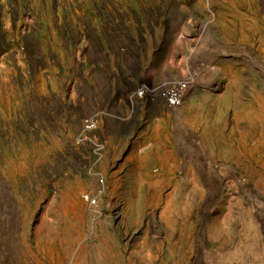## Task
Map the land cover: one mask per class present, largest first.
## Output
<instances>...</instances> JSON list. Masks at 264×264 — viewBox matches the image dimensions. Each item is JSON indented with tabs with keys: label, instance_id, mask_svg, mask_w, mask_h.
Segmentation results:
<instances>
[{
	"label": "rangeland",
	"instance_id": "1",
	"mask_svg": "<svg viewBox=\"0 0 264 264\" xmlns=\"http://www.w3.org/2000/svg\"><path fill=\"white\" fill-rule=\"evenodd\" d=\"M0 264H264V0H0Z\"/></svg>",
	"mask_w": 264,
	"mask_h": 264
},
{
	"label": "built area",
	"instance_id": "2",
	"mask_svg": "<svg viewBox=\"0 0 264 264\" xmlns=\"http://www.w3.org/2000/svg\"><path fill=\"white\" fill-rule=\"evenodd\" d=\"M182 77L143 78L138 84L129 86L125 94L126 105L131 111L140 104L161 105L166 109H177L183 104L188 91L195 83V75L187 68L182 69Z\"/></svg>",
	"mask_w": 264,
	"mask_h": 264
}]
</instances>
